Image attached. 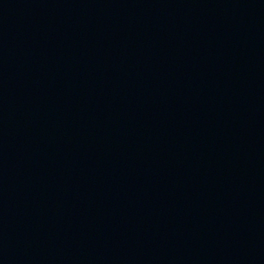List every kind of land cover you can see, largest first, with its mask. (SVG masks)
<instances>
[{"label":"water","instance_id":"obj_1","mask_svg":"<svg viewBox=\"0 0 264 264\" xmlns=\"http://www.w3.org/2000/svg\"><path fill=\"white\" fill-rule=\"evenodd\" d=\"M0 264H264V0H0Z\"/></svg>","mask_w":264,"mask_h":264}]
</instances>
